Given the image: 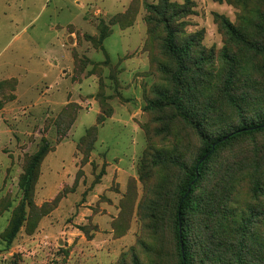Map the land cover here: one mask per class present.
Returning a JSON list of instances; mask_svg holds the SVG:
<instances>
[{
    "label": "rangeland",
    "instance_id": "rangeland-1",
    "mask_svg": "<svg viewBox=\"0 0 264 264\" xmlns=\"http://www.w3.org/2000/svg\"><path fill=\"white\" fill-rule=\"evenodd\" d=\"M166 18L194 45L186 83ZM262 119L264 0H0V264H179L193 124ZM193 199L189 264H264V131L219 147Z\"/></svg>",
    "mask_w": 264,
    "mask_h": 264
},
{
    "label": "trees",
    "instance_id": "trees-1",
    "mask_svg": "<svg viewBox=\"0 0 264 264\" xmlns=\"http://www.w3.org/2000/svg\"><path fill=\"white\" fill-rule=\"evenodd\" d=\"M176 14L177 13L173 12L170 17H175ZM164 23L166 30V37L164 39L165 50L174 58L180 72L174 75V79L178 84H181L182 82L186 83L181 73V70L183 68V59H186L192 64V49L194 48V45L192 44V40H186L181 37V35L179 34L180 31L177 27L174 26V24L171 23L170 19L166 18V20H164ZM176 102L177 101H171L170 104L175 106ZM157 106L159 107L164 105H157L154 102H149L147 108L153 109ZM193 125L203 144V147L197 160L187 173L184 185L178 192L177 202L175 206L174 229L178 249L179 264H189L185 235L187 227V216L190 210L194 211V203H192V200H194L193 196L195 194V191L199 188V182L204 175V168L208 159L216 152L219 147L228 143L229 141H233L239 137L253 135L255 133L264 131V119L251 123H243L231 132L227 134L217 135L215 137H211L208 134L204 133L200 129L199 123L195 122ZM46 153L47 149L45 147H41L26 163L24 174L20 178V186L23 190L25 198L30 197V192L32 190L31 188L37 178V170ZM202 157L205 158L204 160L200 161ZM196 168L197 172H195ZM18 224L19 220L16 219L10 222L8 231L5 235L6 238L11 239L13 237L15 231L18 228Z\"/></svg>",
    "mask_w": 264,
    "mask_h": 264
},
{
    "label": "water",
    "instance_id": "water-1",
    "mask_svg": "<svg viewBox=\"0 0 264 264\" xmlns=\"http://www.w3.org/2000/svg\"><path fill=\"white\" fill-rule=\"evenodd\" d=\"M204 158H205V157H202L200 161L204 160ZM200 161H199V162H200ZM195 172H197V168L195 169Z\"/></svg>",
    "mask_w": 264,
    "mask_h": 264
}]
</instances>
